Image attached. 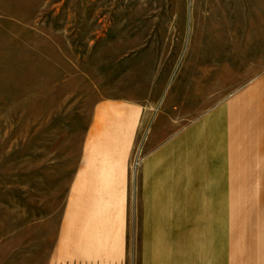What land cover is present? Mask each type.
<instances>
[{
  "label": "rangeland",
  "instance_id": "374dc122",
  "mask_svg": "<svg viewBox=\"0 0 264 264\" xmlns=\"http://www.w3.org/2000/svg\"><path fill=\"white\" fill-rule=\"evenodd\" d=\"M228 104L250 132L233 146L224 128L230 264H264V0H0V264H82L90 249L93 259L110 255L96 231L83 234L84 209L71 200L99 194L92 178L103 162L124 174L120 264H177L174 236L181 264H225L206 200L182 216L181 236L170 225L146 230L138 175L155 117L181 112L188 131ZM110 106L131 115L100 123L98 111Z\"/></svg>",
  "mask_w": 264,
  "mask_h": 264
},
{
  "label": "crops",
  "instance_id": "0c3cea01",
  "mask_svg": "<svg viewBox=\"0 0 264 264\" xmlns=\"http://www.w3.org/2000/svg\"><path fill=\"white\" fill-rule=\"evenodd\" d=\"M98 113L100 119L104 118V121L100 122L102 124L107 121L108 115H113V126L124 123L131 115L130 111H124L120 106L102 107ZM177 113H161L149 124L144 148V179L142 174L138 175L140 182L145 184V228L147 231L156 229L158 234L161 230L168 229V225H170L172 230L181 236L182 216L192 214L194 208L200 206L202 200H206L205 206L208 209L212 208L208 212L211 220H207L206 224H212V229L216 225V230H220L223 238L221 252L224 250L225 259L223 254L221 257L225 264H230L228 231L232 213L233 172L232 178H230V143H228V139L224 138V128L232 134L231 143L233 146L245 145L247 141L245 137L248 138L250 135L249 129L243 124L241 127L239 126V120L234 113L232 104H228L223 111L211 113L208 118L204 117L202 120H198L194 124L196 126L189 128L188 131H181V120L186 116L181 112V116H178ZM172 115H174V119L171 118ZM225 144L226 146H224ZM247 145L250 146V142ZM233 149L232 147L231 161L233 160ZM94 150L90 148L93 153L90 154V157L94 158L96 153ZM117 155V161H120L121 154L115 153V156ZM102 156L109 158L110 153L107 152ZM93 158L90 161L89 158L86 159L85 168L89 162L94 163ZM94 164L96 174H93L95 177L92 178V181L96 183L99 194L89 200L84 193L81 196V193L73 192L71 200L80 201L81 207L84 209L82 217H85L82 223H88L89 231L84 227L83 234L92 235V232L96 231L98 240L101 239V242L110 248V255H106L101 260L100 258L93 259V252L89 251L85 254L86 262L82 264H120L124 211V192L121 185L124 174L119 166V173L117 174V171L115 173L114 167L109 162H103L102 166ZM84 172L85 169L78 177L83 183L86 182ZM90 180L88 179V181ZM103 182L112 183V189L101 190L100 184ZM216 209L218 212L215 213ZM89 212L93 216L92 218H90ZM214 214H218L219 222L215 221ZM101 215L105 216L101 217ZM159 238L157 245L163 246L162 240ZM180 240L179 236L177 238L174 236V241L170 239L168 241L170 247L174 248L175 245L179 247L178 252L175 253L177 264H181ZM207 264L217 263L214 258L212 261L207 258Z\"/></svg>",
  "mask_w": 264,
  "mask_h": 264
},
{
  "label": "bare ground",
  "instance_id": "6f19581e",
  "mask_svg": "<svg viewBox=\"0 0 264 264\" xmlns=\"http://www.w3.org/2000/svg\"><path fill=\"white\" fill-rule=\"evenodd\" d=\"M96 237H97V235H96ZM96 237H95V238H96ZM92 241H93V240H92ZM87 242H89V241H87ZM103 246H104V245H103ZM78 247H79V246H78ZM98 247H99V246H98ZM100 247H101V246H100ZM107 248H108V247H107ZM83 250H84V249H83ZM77 251H78V250H77ZM90 251H91V249H90ZM107 251H108V249H107ZM107 251H106V252H107ZM79 252H80V251H79ZM83 252H84V251H83ZM86 253H87V251H86ZM79 254H80V253H79ZM79 254H78V255H79ZM106 254L108 255V252H107ZM109 254H110V253H109ZM82 255H83V254H82ZM80 256H81V255H80ZM81 257H82V260H83L86 256H85L84 258H83V256H81ZM76 258H77V257H76ZM90 258H91V257H90ZM78 262H82V261H79V260H78ZM83 262H84V261H83ZM85 262H86V261H85Z\"/></svg>",
  "mask_w": 264,
  "mask_h": 264
}]
</instances>
